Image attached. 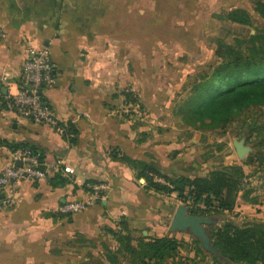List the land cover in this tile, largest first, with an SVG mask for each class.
<instances>
[{
  "label": "crops",
  "instance_id": "obj_1",
  "mask_svg": "<svg viewBox=\"0 0 264 264\" xmlns=\"http://www.w3.org/2000/svg\"><path fill=\"white\" fill-rule=\"evenodd\" d=\"M160 1L0 0V173L14 153L2 142L37 151L47 172L45 179L0 189V264H78L91 244L115 246L104 230L115 229L121 217L143 236L186 241L185 232L169 229L180 203L175 194L146 188L129 166L109 155L119 149L133 160L156 163L168 177L182 173L175 166L174 131L134 114L136 108L119 95L124 90L142 95L141 72L137 81V72H127L125 63L128 30L141 29L144 17L154 20ZM134 36L133 44L141 45L142 36ZM29 48L45 49L50 57L52 83L42 96L60 123L76 130L73 143L5 110ZM191 174L205 176L195 170L185 176ZM55 175L60 180L52 183ZM93 183L108 186L104 198L65 214L68 202L89 197Z\"/></svg>",
  "mask_w": 264,
  "mask_h": 264
},
{
  "label": "rangeland",
  "instance_id": "obj_2",
  "mask_svg": "<svg viewBox=\"0 0 264 264\" xmlns=\"http://www.w3.org/2000/svg\"><path fill=\"white\" fill-rule=\"evenodd\" d=\"M258 1L263 0H161L154 20H150L149 16L144 17L141 29L128 30L127 72H137V81L138 72H141L143 89L139 100L152 104V107L143 106V111L135 107L134 114L144 118L148 116L160 123V129L174 131L178 146L174 155L178 164L175 166L182 171L179 176L192 170L207 175L214 169L242 165L244 190L239 192L234 209L222 214L198 216L211 221L202 224L208 238L211 230L225 222L242 225L253 220L264 221L263 172L257 163L249 162V158L257 152L254 145L258 128L264 125V112L257 109L246 111L231 119L226 129L221 130L213 126L184 124L174 110L181 99L188 95L194 82L212 72L216 66L215 49L218 42L232 44L234 39L246 38L264 28V20L254 9ZM234 9L245 10L251 25L236 24L224 18ZM129 32L132 34L129 35ZM134 34L137 40L142 36L141 45L133 44ZM248 126H252L251 134ZM238 145L246 150L238 151ZM195 175L191 174L192 177ZM154 180L166 184L163 178L156 176ZM142 183L145 184L144 179ZM247 190L251 191L245 198ZM176 201L179 200L176 198ZM180 203L175 208L182 204L189 213V206ZM185 234L186 241L181 240L180 256L195 260L196 264H213V256H216L203 250L200 241L189 231H185ZM197 245L203 255H195ZM210 247L213 248L211 242ZM90 248V251L86 250L88 253L79 254L78 264L89 263L91 254L94 260H91V264L101 263L100 245L91 244ZM220 260L224 261L223 258Z\"/></svg>",
  "mask_w": 264,
  "mask_h": 264
},
{
  "label": "trees",
  "instance_id": "obj_3",
  "mask_svg": "<svg viewBox=\"0 0 264 264\" xmlns=\"http://www.w3.org/2000/svg\"><path fill=\"white\" fill-rule=\"evenodd\" d=\"M254 9L264 20V0L255 3ZM224 18L236 24L251 25L249 15L243 9H234ZM215 56L217 64L212 72L200 76L174 110L184 124L223 130L231 119L246 111L257 109L264 112V28L246 38H236L232 44L218 42ZM119 95L124 97L127 106L144 110L133 92L124 90ZM117 97L118 94L112 96L113 99ZM129 115L125 118L128 119ZM251 127L248 126L250 134ZM66 128L63 137L73 143L76 130L71 124H66ZM255 143L257 152L249 162L257 163L264 176V125L258 128ZM2 144L14 152L27 149L43 162L41 154L31 148L7 142ZM109 155L112 160L129 166L137 180L144 179L146 188L164 195L176 194L177 200L189 206L191 215L231 212L239 192L244 190L242 165L214 169L205 176L168 177L154 162L133 160L119 149H113ZM156 176L163 178L166 184L155 182ZM58 177L55 175L51 182L60 180ZM250 191H245V198ZM104 231L112 237L115 246L100 244L101 263L98 264H196L195 260L180 256L183 241L172 236H143L125 217L118 220L115 229L105 228ZM209 238L224 259L213 256V264H264V221L253 220L242 225L225 222L211 230ZM194 251L196 256L203 255L199 245ZM89 257V263L82 264L94 261L92 254Z\"/></svg>",
  "mask_w": 264,
  "mask_h": 264
},
{
  "label": "built area",
  "instance_id": "obj_4",
  "mask_svg": "<svg viewBox=\"0 0 264 264\" xmlns=\"http://www.w3.org/2000/svg\"><path fill=\"white\" fill-rule=\"evenodd\" d=\"M1 37V33H0ZM53 65L45 49L29 48L19 75L18 89L6 98L5 110L34 124L47 125L62 137L66 125L60 123L55 109L44 100L42 90L52 83ZM20 162L21 166H16ZM69 169L65 168L64 172ZM47 176L44 163L27 149L13 153L12 164L0 173V189L23 181L36 182ZM89 197L83 201H70L63 207L67 215L82 212L100 202L108 191L105 183L89 186ZM10 202H6L8 205Z\"/></svg>",
  "mask_w": 264,
  "mask_h": 264
},
{
  "label": "water",
  "instance_id": "obj_5",
  "mask_svg": "<svg viewBox=\"0 0 264 264\" xmlns=\"http://www.w3.org/2000/svg\"><path fill=\"white\" fill-rule=\"evenodd\" d=\"M244 150L246 149L242 145H238V151H244ZM16 166H21V163L16 162ZM206 222L210 223L211 221L204 219L202 217L189 214L188 209L181 204L176 209L173 215L169 229L171 232L189 231L196 240L200 241V247L203 250L211 254H214L219 259H222L220 254L210 247L209 238L206 234L205 229L202 226V224Z\"/></svg>",
  "mask_w": 264,
  "mask_h": 264
}]
</instances>
